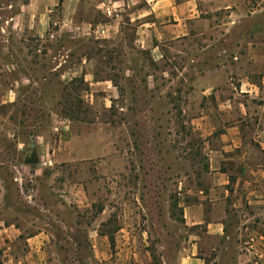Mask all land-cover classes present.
I'll return each instance as SVG.
<instances>
[{"label": "rangeland", "instance_id": "374dc122", "mask_svg": "<svg viewBox=\"0 0 264 264\" xmlns=\"http://www.w3.org/2000/svg\"><path fill=\"white\" fill-rule=\"evenodd\" d=\"M21 1L0 0V15ZM200 8L185 37L151 49L129 26L105 41H42L31 56L19 35H12V53L0 39V62L19 67L2 80L23 73L31 80L13 104L0 87V215L8 204L26 208L25 195L33 194L46 211L52 264H177L182 196L208 171L197 118L214 102L204 94L226 87L231 71L264 73L247 55L252 44L264 46V0ZM84 59L83 73L69 81L66 68ZM84 74L109 81L110 91L90 93ZM33 160L40 186L29 171ZM230 217L233 224L236 214ZM225 247L224 264H233L234 242Z\"/></svg>", "mask_w": 264, "mask_h": 264}, {"label": "crops", "instance_id": "0c3cea01", "mask_svg": "<svg viewBox=\"0 0 264 264\" xmlns=\"http://www.w3.org/2000/svg\"><path fill=\"white\" fill-rule=\"evenodd\" d=\"M232 1L23 0L15 12L0 15V39L4 40L5 50L12 53V35H19L22 49L31 56L41 52L43 46L36 43L42 41L52 44L67 38L105 41L117 38L129 26L135 29L137 42L144 43L142 48L151 49L156 43L185 37L187 22L201 18L200 6L204 10L205 6L208 9L211 6L213 10L219 3ZM14 7V3H8L5 9ZM159 21L164 22L158 25ZM247 55L254 65L264 64V46L252 44ZM87 63L88 59H84L68 66V80L78 77L79 68L82 74ZM61 65L58 63L53 69ZM5 66L9 71L0 70V87L4 89V102L13 104L18 87L29 86L31 80L24 73L2 80L5 73L13 74L14 68H19L0 62V68ZM253 73L231 71L226 87L213 88L204 94L214 102L212 108L206 105L197 118L198 130L205 140L208 171L202 183L183 193L180 207L185 237L177 264H224L229 250L225 246L230 240L235 247L230 258L233 264H264V73L258 76ZM83 77L90 93L110 91L109 81L96 80L94 75ZM109 97L112 102L113 95ZM61 124L64 127L65 122ZM29 167L34 168L29 170L35 177L34 184L40 186L43 181L39 178L40 164ZM33 197L31 193L25 195L26 208L8 204L2 211L7 213L6 217L0 215V264H52L50 258L55 260V256H45L49 239L43 216L46 211ZM31 212L35 215L23 216ZM9 213L15 214L14 218ZM232 214L237 218L233 224Z\"/></svg>", "mask_w": 264, "mask_h": 264}, {"label": "trees", "instance_id": "16d2710c", "mask_svg": "<svg viewBox=\"0 0 264 264\" xmlns=\"http://www.w3.org/2000/svg\"><path fill=\"white\" fill-rule=\"evenodd\" d=\"M109 239H110V243H111V246H113V244H114V239L111 237H109Z\"/></svg>", "mask_w": 264, "mask_h": 264}, {"label": "water", "instance_id": "95a60500", "mask_svg": "<svg viewBox=\"0 0 264 264\" xmlns=\"http://www.w3.org/2000/svg\"><path fill=\"white\" fill-rule=\"evenodd\" d=\"M37 162L35 160L31 161V164H36Z\"/></svg>", "mask_w": 264, "mask_h": 264}]
</instances>
